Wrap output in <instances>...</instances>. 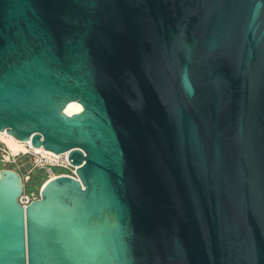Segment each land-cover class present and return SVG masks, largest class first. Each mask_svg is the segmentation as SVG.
<instances>
[{
	"label": "water",
	"instance_id": "water-1",
	"mask_svg": "<svg viewBox=\"0 0 264 264\" xmlns=\"http://www.w3.org/2000/svg\"><path fill=\"white\" fill-rule=\"evenodd\" d=\"M69 151L0 264H264V0H0V131Z\"/></svg>",
	"mask_w": 264,
	"mask_h": 264
},
{
	"label": "built area",
	"instance_id": "built-area-1",
	"mask_svg": "<svg viewBox=\"0 0 264 264\" xmlns=\"http://www.w3.org/2000/svg\"><path fill=\"white\" fill-rule=\"evenodd\" d=\"M19 142L20 147L16 149H10L2 140H0V162L3 164V167L0 169L7 168L6 165L9 162H14L16 156L25 155L29 158L30 167L20 175L23 182L29 178V173L33 168L45 170V173H47V179L58 175H67L77 178L75 173L77 166L71 164L67 158L69 151L59 154H51L45 150L35 149L31 145L30 140H19ZM55 169H60V171ZM36 197L37 196L32 191L26 192L24 188L18 200L21 204L25 205Z\"/></svg>",
	"mask_w": 264,
	"mask_h": 264
},
{
	"label": "rangeland",
	"instance_id": "rangeland-1",
	"mask_svg": "<svg viewBox=\"0 0 264 264\" xmlns=\"http://www.w3.org/2000/svg\"><path fill=\"white\" fill-rule=\"evenodd\" d=\"M7 168H11L15 171H17L20 175L23 174L26 170L29 169L30 167V163H29V158L25 155H18L15 157V161L14 162H9L7 165ZM3 167V164L0 162V168ZM43 170V169H42ZM57 171H60V169H55ZM45 172V170H43ZM31 172V171H30ZM30 176V173H29ZM29 178L27 180H25L24 184H26L28 182ZM47 180V173L45 178L42 180V182L39 185H34L32 192L37 196L41 186L43 185L44 181ZM32 188V187H31ZM37 191V193L35 192Z\"/></svg>",
	"mask_w": 264,
	"mask_h": 264
},
{
	"label": "trees",
	"instance_id": "trees-1",
	"mask_svg": "<svg viewBox=\"0 0 264 264\" xmlns=\"http://www.w3.org/2000/svg\"><path fill=\"white\" fill-rule=\"evenodd\" d=\"M45 176H46V173L42 169L33 168L30 172L29 180L25 184V191L31 192L33 189V186L35 184L39 185L42 182V180L45 178ZM35 192L37 193V191Z\"/></svg>",
	"mask_w": 264,
	"mask_h": 264
},
{
	"label": "bare ground",
	"instance_id": "bare-ground-1",
	"mask_svg": "<svg viewBox=\"0 0 264 264\" xmlns=\"http://www.w3.org/2000/svg\"><path fill=\"white\" fill-rule=\"evenodd\" d=\"M0 140H2L7 145V147H9L10 149H16V148L20 147L19 140L16 139L15 137H13L11 134L6 133L5 130L0 131ZM35 149L45 150V151H47L48 153H51V154H57V153H54L52 151L46 150V149H44L42 147H38V148H35ZM46 181H44L43 185L46 183Z\"/></svg>",
	"mask_w": 264,
	"mask_h": 264
}]
</instances>
